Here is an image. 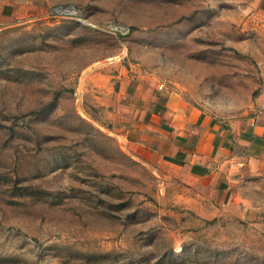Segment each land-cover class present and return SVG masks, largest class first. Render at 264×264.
I'll list each match as a JSON object with an SVG mask.
<instances>
[{
	"label": "rangeland",
	"instance_id": "rangeland-1",
	"mask_svg": "<svg viewBox=\"0 0 264 264\" xmlns=\"http://www.w3.org/2000/svg\"><path fill=\"white\" fill-rule=\"evenodd\" d=\"M23 4L0 26V264H264V175L222 203L113 122L128 80L264 116V0Z\"/></svg>",
	"mask_w": 264,
	"mask_h": 264
},
{
	"label": "crops",
	"instance_id": "crops-1",
	"mask_svg": "<svg viewBox=\"0 0 264 264\" xmlns=\"http://www.w3.org/2000/svg\"><path fill=\"white\" fill-rule=\"evenodd\" d=\"M26 2L0 0V26L27 14ZM118 88L127 101L125 106L115 103L114 125L122 128L118 136L128 148L144 160L179 169L189 181L210 188L207 193L214 199L235 205L243 185L264 175V116L223 122L172 91L153 95L149 86L129 80Z\"/></svg>",
	"mask_w": 264,
	"mask_h": 264
}]
</instances>
